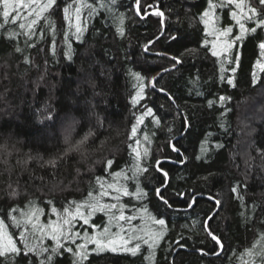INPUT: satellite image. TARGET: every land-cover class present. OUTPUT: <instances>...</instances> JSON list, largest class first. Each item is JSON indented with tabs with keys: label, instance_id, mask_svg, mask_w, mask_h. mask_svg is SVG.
<instances>
[{
	"label": "trees",
	"instance_id": "trees-1",
	"mask_svg": "<svg viewBox=\"0 0 264 264\" xmlns=\"http://www.w3.org/2000/svg\"><path fill=\"white\" fill-rule=\"evenodd\" d=\"M83 3L91 8H81L77 19L74 6L65 19L64 8L73 0H56L30 35L10 37L22 33L11 22L0 28V220L8 234L20 248L21 232L34 244L40 233L33 235L30 225L15 227L10 216L19 219L38 208L34 222L44 226L93 197L105 203L100 193L115 196L107 185L118 183L129 193L138 188L143 193L139 199L120 196L124 214L137 217L119 222L123 237L159 232L152 218L165 220L164 235L152 249L142 239H130L128 247L141 244L135 256L120 242L115 252L97 251L90 243L83 264H253L247 250L259 249L264 235V72L256 66L264 62L258 46L264 29L237 40L241 30L229 7L215 9L206 26L202 14L209 0ZM253 3L259 7L258 0ZM121 15L123 35L117 31ZM224 28L232 31L222 36ZM141 84L143 98L133 104ZM147 109L152 115L137 125ZM69 126L72 143L92 133L82 152H67ZM142 136L148 138L146 156ZM137 163L147 170L132 179ZM162 185L168 205L156 194ZM113 212L107 221L115 224ZM104 214L93 218L97 231ZM82 221L74 222L80 235ZM43 243L54 246L47 238ZM33 262L40 264V258L0 256V264ZM54 264H73V256L58 255Z\"/></svg>",
	"mask_w": 264,
	"mask_h": 264
},
{
	"label": "snow or ice",
	"instance_id": "snow-or-ice-1",
	"mask_svg": "<svg viewBox=\"0 0 264 264\" xmlns=\"http://www.w3.org/2000/svg\"><path fill=\"white\" fill-rule=\"evenodd\" d=\"M56 0H0V6H2V11H0V16H2L3 23H0V28H4L5 25L9 22L12 24H17L19 29L22 30V33L12 32L9 33L10 37L16 35H30L32 31H34V26L37 24L38 19L43 16L45 12L49 9L53 8L55 5ZM139 4V0H137ZM116 4V0H111V5L114 7ZM258 5L254 6L253 0H219V3L214 2V0H209L208 8L202 14L204 18V23L207 26L210 22V19L213 17L215 9L217 8H234L231 11V17L235 21L241 30V35L237 36L236 39L240 40L243 39V35L247 32L255 33L257 29H264V0H258ZM75 6V14L77 19L79 18V14L81 8L89 7L91 5H86L83 3V0H73V4H69L64 8L65 19H70L71 17V9ZM104 4H101V7H104ZM109 10H112L110 8ZM94 11V9H93ZM157 15H162V13H157ZM119 20V27L117 31L119 34L123 35V21L124 17L121 15L118 17ZM247 24H255V27L246 28L245 25ZM27 29V31H23ZM232 31L231 28H224L220 35L227 36ZM82 33V28L77 26L76 27V37L79 39V34ZM67 38V37H66ZM259 48L262 50V54H264V41L259 43ZM215 47V45H213ZM231 44H226V48H231ZM19 51V49H17ZM214 56L217 55L215 51L212 53ZM176 63H180V59L177 57H173ZM236 60H239V57H236ZM256 66L260 69L261 72H264V62L258 60L256 62ZM233 72L236 71L235 68L232 69ZM135 78L139 81L141 77L137 73H133ZM256 73L253 72V82H256ZM229 84H233L232 79H228ZM143 84L139 86V91L137 92L136 96L133 97V104L137 103L140 99L143 98ZM227 99L226 97H220L221 101ZM211 104V102H210ZM152 115V110L147 109L141 116L137 117V125L143 123L144 116ZM158 123V121H156ZM137 125H133L132 127V135H136ZM72 131V126H69L67 130V134L65 135V144L67 146V152H82L85 147L86 141L88 136L92 135L91 132L88 133V136H85L83 139L72 143L70 139ZM148 138L145 137V140ZM139 143V141H137ZM178 151V149H174ZM135 151V150H134ZM144 155H147V150H145ZM137 158H139V153H137ZM49 163H55L54 161H49ZM108 164L111 165L112 161L109 160ZM147 169H142L139 164L137 163L133 170L132 179H135L138 174L146 171ZM157 170L162 171L161 168V161H157ZM116 176H120L121 173L115 174ZM165 177H167L168 173L164 172ZM125 179H129V177H125ZM101 187L104 188V184H101ZM166 187L162 185L156 189V194L158 198L162 201L164 205H168V200L163 196L161 188ZM107 188L113 189L116 193L115 196L112 198L116 201V203L111 204H103L100 203L99 200H96L95 197L92 200L86 202L85 204H76L75 209L72 208H65L63 216L54 222H49L47 225L41 226L34 221H38L40 209L38 208H30L26 212H22L20 214V218L18 219L15 216H10L12 222L15 227L20 228L24 227L25 229L28 226H31V233L34 235L36 232H39L40 235L37 237L36 243H31L28 236L25 235L24 232L20 234V240L23 243V248L17 246V243L13 240V236L9 235L4 220H0V256L7 257V254L11 253L13 255H20L23 253L25 256L35 255L36 257L40 258V264H54V259L58 255H62L64 253H71L73 256V264H83L84 261L88 259V248L87 245L89 243L96 244L97 251H103L105 249L109 251H117V242L116 240L119 239L120 245L119 247L122 248L124 251L131 253L135 256L141 248V244L138 242L135 244L134 247H128L130 239H137L143 240V243L148 246L149 249H152L157 244L160 237L164 235L165 229V220L160 218H152L155 224L161 226V230L157 233H148L147 238L142 237H128L127 239L121 236V232L124 231L123 227L121 226L120 232L115 234L116 239L108 241L106 244L101 243V241L96 236L89 237L87 233H84L83 239L84 243L77 244V240L81 239L80 233L75 231V224L74 222H78L79 220H83L85 225L89 224L90 217L97 211H105V212H113V210H117L119 215H116L114 212L111 216L112 220L117 222L124 221L130 222L137 217L134 215L126 216L124 214L125 205L119 203L121 195H135L137 199L143 195L140 192L139 188L137 189V193H129L127 188L118 183H110L107 185ZM233 192H236V189L233 188ZM101 196H108L109 192L104 190L100 193ZM89 196L92 197V193H89ZM219 203V202H217ZM191 207V205H189ZM82 209H85L82 211ZM15 211V210H13ZM55 209L53 212L55 213ZM146 211V210H145ZM109 231L108 227L104 228V232L107 233ZM209 235L212 236V239L216 241L217 244H220V240L217 239L215 235H212L209 232ZM50 239L54 242V246L50 249L47 245L43 243L44 239ZM261 244L259 249H256L255 246L253 249L247 250V255L254 257L253 264H256V261H259V264H264V235L261 236ZM69 245H75V248L70 247ZM148 259V257H146ZM34 264V262H33Z\"/></svg>",
	"mask_w": 264,
	"mask_h": 264
},
{
	"label": "rangeland",
	"instance_id": "rangeland-1",
	"mask_svg": "<svg viewBox=\"0 0 264 264\" xmlns=\"http://www.w3.org/2000/svg\"><path fill=\"white\" fill-rule=\"evenodd\" d=\"M136 10H138L137 9V6H136ZM156 74V73H155ZM157 75H158V73H157ZM139 146H140V149L142 150V151H144L145 152V147L147 146V140H145V137L144 136H142V138H141V142H140V144H139ZM140 150V151H141ZM114 196V194H110L109 193V195L108 196H103L104 198H106V201H105V203H103V204H111V203H116V201L112 198ZM82 211H84V210H82ZM100 212H104L105 214H104V217L103 218H105L106 219V222H105V224L102 226V228L99 230V231H97L96 229H95V227H97V225H98V223L99 222H93V218H94V216L97 214V213H100ZM108 215H107V214ZM111 212H105V211H97V212H95L91 217H90V219H89V224H87V225H85L84 223V230H83V233H87L88 234V236L89 237H91V236H96L100 241H101V243H107L108 241H110V240H113V239H116V236H115V234L117 233V232H120V228L121 227H119V222H121V221H119V222H117V221H115L114 223L115 224H112L111 222H109V221H107L108 220V218H110L109 217V214H110ZM62 217V216H61ZM60 217V218H61ZM83 222V221H82ZM105 227H108V229H109V231L107 232V233H105L104 232V228ZM96 230V231H95ZM75 231L77 232L78 231V229H77V227H75ZM124 235V231L123 232H121V236H123ZM129 235L131 236V237H133L132 235H131V232H129ZM81 236V240H82V242L84 243V239H83V236H84V234H81L80 235ZM116 242H120L119 241V239H117L116 240ZM90 244V243H89ZM94 244V243H93Z\"/></svg>",
	"mask_w": 264,
	"mask_h": 264
},
{
	"label": "water",
	"instance_id": "water-1",
	"mask_svg": "<svg viewBox=\"0 0 264 264\" xmlns=\"http://www.w3.org/2000/svg\"><path fill=\"white\" fill-rule=\"evenodd\" d=\"M137 9H138V4H137ZM160 72H162V71H160ZM159 73V72H158ZM157 76V73L155 74V76L152 78V81L155 79V77ZM218 239V238H217ZM220 248H222V244H221V242H220Z\"/></svg>",
	"mask_w": 264,
	"mask_h": 264
},
{
	"label": "bare ground",
	"instance_id": "bare-ground-1",
	"mask_svg": "<svg viewBox=\"0 0 264 264\" xmlns=\"http://www.w3.org/2000/svg\"><path fill=\"white\" fill-rule=\"evenodd\" d=\"M154 76H155V75H154ZM154 76H153V77H154ZM153 81H154V80H153ZM153 81L151 80V84H153Z\"/></svg>",
	"mask_w": 264,
	"mask_h": 264
}]
</instances>
